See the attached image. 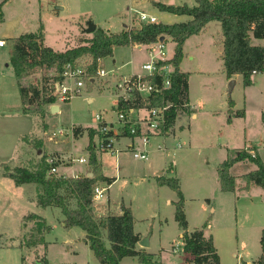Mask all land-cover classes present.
<instances>
[{"label":"rangeland","instance_id":"374dc122","mask_svg":"<svg viewBox=\"0 0 264 264\" xmlns=\"http://www.w3.org/2000/svg\"><path fill=\"white\" fill-rule=\"evenodd\" d=\"M151 1L168 5L183 3L189 7L195 6L194 0H7L3 6L7 26L4 32L11 34L15 26L20 24L30 32L37 31L35 33L37 34L39 26L42 25L44 45L56 52H64L92 37V33L86 32L88 22L109 31H118L126 23L128 26L138 27L137 21L132 18L134 15L132 8L154 16L158 23L175 21L169 13L166 14L172 20L166 19V15L163 16ZM2 28L5 30L4 26ZM210 28L212 30V27ZM218 30L220 33L221 30ZM0 37H4L3 31H0ZM216 39V30L213 29L201 44L198 37L192 38L187 44L194 55V61H186L185 64L193 67L197 63L204 72L191 80L194 109L189 107L177 117L180 121L178 123L182 122L185 127L182 134L184 139L178 140L171 136L162 144L163 139L171 134L170 129L167 135L159 134L165 137L151 138L149 142L150 150L155 149L148 153L149 160H153L155 156L158 163L164 159L162 157L164 153L159 149L167 148L166 154H170L167 161L171 163L176 160L177 164H172V167L177 165L176 169L183 171L184 175L181 176L183 187L192 197L195 195L196 185L203 186L202 182L192 178V172H205L211 176L212 163L219 155H223L224 159L234 157L248 143L254 145L258 143L257 147L263 148L264 157V74H258L254 83L249 86H244L240 79L229 90L228 85L233 79L227 83L225 81L226 75L216 48ZM165 45L168 58H172L174 44L166 39ZM12 46L6 43L4 50H0V61L7 57L6 54ZM148 59L144 46L141 49L115 47L113 55L102 59L97 67L104 68L105 71H115L117 76L127 77L131 70L142 73L141 65ZM90 64V56H83L77 61L78 66L84 68L89 66L91 72ZM56 75L54 69L30 71L23 75L21 83L24 86L33 84L40 87L43 81ZM13 80L11 77L8 81L12 87H8L9 84L3 86L0 80V264H41L44 260L46 264H98L88 246L67 250L64 242L66 228L60 223L62 214L53 208L42 210L38 207L35 200L37 191L35 194L34 190L36 185L15 186L4 172L7 174L17 167L35 171L39 168L42 158L58 159L59 154L55 152L61 151L71 158L65 157L56 161L55 166L74 163L72 169L66 170L67 175L73 173L74 169L85 167L77 160L87 155L89 137L84 134L75 139L72 129L74 125H82L86 129L95 128L94 115L103 112L106 121L116 122V96L113 85L118 79L112 77L97 79L93 86H85L81 95L71 99L69 103L58 102L60 107L58 113H52L51 109L40 103L23 107L22 110L17 85ZM4 92L7 98H4ZM89 99H92L91 102ZM230 100L233 107L228 105ZM229 109L234 110L233 114L237 109L243 110L244 118L230 116L232 121L228 122ZM192 112L197 113L195 120L190 119ZM187 124H190V130ZM56 129H63V132L57 133ZM176 136L180 138L181 134ZM50 137L53 138L52 141L48 140ZM139 143L135 141L138 146ZM38 151L41 152L38 154ZM98 156L102 160V167L107 168V175L115 177L114 154L99 153ZM122 160L126 165V171L110 189V200L114 203L124 202L136 213L139 221L136 227L145 232L150 239L148 254H151L153 259L149 264H189V255L183 251L181 231L174 219L173 208L165 206L160 210L156 208L153 210L155 217L152 216L153 211L146 208L150 202L153 205L157 203L153 185L156 179L151 178L155 174H151L152 169H147L149 160H136L129 150L124 153ZM244 164L250 169H256L253 163L246 161ZM245 171L242 165H237L233 173ZM210 182L207 181L209 191ZM107 196L105 192L104 198ZM95 206L96 215L101 217L100 220L109 215L108 211L101 210L100 203H96ZM196 206L193 204L188 211L192 223L197 221ZM32 213L42 216L51 226L45 235L46 245L43 244L41 248L27 245L30 236L36 234L39 225L36 219H27ZM75 230L73 231L75 233L82 232L79 229ZM236 232L240 234L246 230L237 231L235 227L216 230L218 245L216 249L222 264H235L231 253L236 242ZM103 235L107 245L106 230L103 231ZM120 264L140 263L137 258L126 257Z\"/></svg>","mask_w":264,"mask_h":264},{"label":"trees","instance_id":"16d2710c","mask_svg":"<svg viewBox=\"0 0 264 264\" xmlns=\"http://www.w3.org/2000/svg\"><path fill=\"white\" fill-rule=\"evenodd\" d=\"M196 5L189 7L183 5H165L153 2V6L160 12L174 15H186L191 20L178 24H142L138 27H125L119 33H109L101 28H96L88 41H82L77 47L67 49L64 52H55L50 47L44 46L42 25L39 33H24L13 40L10 55V64L14 69L18 80V90L23 107L35 103L50 105L54 101L46 95V87L49 78L42 85H22L23 75L35 70L54 69L57 75L52 79H61L63 67L74 63L83 56H90L91 72L97 69L98 59L111 57L115 47H130L136 44H149L160 38H168L175 43L174 54L170 60L174 71L171 78V87L162 95L151 99L150 105H162L169 101L172 106L166 111L165 128L168 132L175 124L180 112H186L189 108L188 74L180 71L179 66L183 59V44L193 35H198L209 22H218L222 36V61L227 79L240 75L244 86L251 85L253 74H264V0H195ZM0 3V23L3 20L2 6ZM253 40L262 41L263 44L255 45ZM144 102L135 100V106H142ZM187 104V105H186ZM233 107V102H228ZM229 118L243 117L244 111H236L233 114L229 109ZM74 137L82 134L83 130L73 127ZM89 143L87 145L88 164L92 176H76L66 178L64 176L48 175L49 167L42 158L39 168L31 171L17 167L6 177L12 179L16 186L34 184L37 186L36 202L41 208L54 206L60 209L66 229L78 227L85 232L84 241L93 252L100 264H120L126 257H136L140 264H149L153 256L144 250H137L140 237L133 230V217L130 209L122 207L123 214H109L100 220L92 204L93 189L98 183L110 185L114 179L102 174V166L97 161L96 152L91 147V140L95 131L87 129ZM254 153V154H253ZM241 161L253 163L255 170L244 174V189L250 186L260 187L264 190V164L252 147L242 149L234 157L222 162L218 168V178L222 192H234L237 188L236 180L230 175V168ZM158 186H167L177 196V201L172 205L175 208L174 219L181 231V240L184 253L189 255L190 264H220L219 255L214 245L212 235L205 234V228L210 217L201 228L188 231L186 216L184 213V197L180 190L176 177L158 176ZM27 219H36L39 222L36 234L30 236L29 247L45 245L44 234L50 228L45 220L32 213ZM106 229V245L102 238L101 230ZM261 255L254 264H264V229L260 235ZM41 264H46V260Z\"/></svg>","mask_w":264,"mask_h":264},{"label":"crops","instance_id":"0c3cea01","mask_svg":"<svg viewBox=\"0 0 264 264\" xmlns=\"http://www.w3.org/2000/svg\"><path fill=\"white\" fill-rule=\"evenodd\" d=\"M6 1L7 0H0V3H5ZM153 2H155V1H151V4ZM159 3H161V2H159ZM162 4H164V3H162ZM165 5H168V4H165ZM176 5H183V3L176 4ZM195 5H196V2H195ZM3 6H4V4H3ZM3 6H2L3 20L0 23V31H3L4 37H0V39L5 41V46L0 47L1 51H3L4 48L6 47V43H10L12 46L13 40L15 38L24 34L25 32L26 33L30 32V30L28 28H25L24 26L19 24V25L15 26L13 31H11V34L5 33L4 31L7 30V26H6V21L4 19ZM57 9L62 10L61 8H57ZM127 10H128V7H127ZM162 15L163 16L166 15V19L172 20V18H169L165 12H162ZM171 15L173 17V20H175V21H173L172 23H161V22L160 23L171 25V24H175V23L176 24L186 23V22L191 20V17L186 16V15H174V14H171ZM156 22L158 23V19H156ZM214 22L215 21L207 23L205 25V27L203 28V30L198 35H193V36L189 37L183 44V59L180 63L179 69L181 72L188 74L187 99H188V105L191 109H194V106H195L192 95H191V80L194 79V77H198L199 75L203 74L202 72H204V70L200 69L201 67L197 63L193 67H190L189 65L185 64L186 61H188V62L194 61V55L190 51L191 49H189V47H187L188 42L192 38L198 37L199 42L201 44L203 39H205L206 36L209 35V32L212 31L213 29H215L216 35H217V39H216L215 44H216V48L218 50L219 56L221 58L222 69H223L222 36H221V32L219 33V30H218V29H220V25L218 22H216L217 24H215ZM128 25L129 24H127V23L125 25H122V27L118 31H109V30H106L103 28H101V29H103L104 31L109 32V33H119L125 27H128ZM3 26L5 27L4 28L5 30H3V28H2ZM210 27H212V30ZM36 32H31V33H36ZM166 39L168 40V42L173 43L174 47H175L174 42H172L168 38H166ZM253 44L258 45V44H263V42L258 41V40H253ZM130 48H135V47L130 46ZM11 51H12V49H10V51L7 52V54H6L7 57L2 58L0 61V80H2L3 86H5V84H9L8 81L12 77L14 79L13 82L14 83L16 82L17 89H18V80L15 76L14 69L10 64ZM136 74H141V72L131 70L130 75H136ZM257 75L258 74H253V76L251 77L252 84L254 83V79L256 78ZM232 79L235 81L234 84H236L240 79L242 80V77L240 75H235L230 79H227V77H226L225 81L227 83L228 81H230ZM8 87H12L11 84H9ZM11 92L13 93V88L11 89ZM18 96L20 99L19 90H18ZM5 97L7 98L6 93L4 94V98ZM91 100L92 99H89L88 101L91 102ZM20 102H21V100H20ZM53 106L57 107L55 113H58L60 110V107L58 106V104L53 105ZM53 106H50V107L47 106L46 108L52 109ZM21 108L23 110L22 104H21ZM237 111H240V110L237 109ZM232 112H234V110H232ZM244 116H245V113H244L243 117H238V118H244ZM196 118H197V113L192 112L190 119L195 120ZM230 119H232V118H230ZM263 120H264V117H263ZM230 121H232V120H230ZM178 122H180V121L177 118L174 126L172 127V130H171L172 132L170 135H168L166 137L162 136V135H157V136L152 137V139H154L156 137H159V138L165 137L163 139L164 141H162V144L165 143V139H167L168 137H171V136H173L174 138H177L178 140L184 139V138H182V134L184 133V130H185L184 124H181L182 122L179 124ZM182 125H183V127L180 128V126H182ZM74 127L80 128L83 130L81 135H79L77 138L74 137L75 139H78V138L82 137L84 134H87V131H86L87 129L94 130L96 128V127L95 128L92 127V128L86 129L82 125H74ZM187 128H188V130H190V128H191L190 124L189 125L187 124ZM56 130H63V129H56ZM180 134H181V136H180V138H178L176 135L179 136ZM87 136H88V134H87ZM257 144L254 145V144L248 143L247 145L244 146V149L248 148V147L254 148L256 150L257 154L259 155L260 159L262 160L263 164H264V157L262 155V152H263L262 149L263 148H258ZM44 145H46L45 142H44ZM189 145H190V140H189ZM177 146H178V144H177ZM126 147L127 148L130 147V141L129 140H122V142L117 146V150H119V152L117 154H114V156H115V158H114L115 159V170H116L115 177H109L106 173L107 168L102 167L103 176L110 178V179H114V181L109 185V187L106 191L108 196L106 197V199L103 198L104 200L102 199L99 202L100 206H101L100 207L101 210L103 212L108 211L109 214H114V215L123 214L122 207L130 209L128 206L125 205L124 202H120V203L112 202L110 200V196H109L110 195V189L116 184L118 179L122 178V173H124V171H126V165H125L124 161L122 160V156L127 151ZM182 147L183 146L181 145V149H183ZM219 147H221V146H219ZM147 149H148L149 154L151 151L155 150V149L150 150L151 149L150 146H148ZM187 149H189V147ZM86 151H87V147H86ZM159 151H162V153H164V154H162V157H164V159L160 160V161H162L161 163H160V161L157 163L155 156H153V160L152 159L149 160V156H148V158L146 160V161L149 160L148 161L149 164H147V169H152L151 174L152 175L155 174L151 178L155 177V179H156L158 176H165V177H176L178 179L179 185H180V190H181L183 197H184V213H185L186 220H187L188 231H192L196 228H201L202 225L205 223V221L208 219V217H210V220L208 221L207 227L205 228L204 231H205L206 235H212L214 245L218 249V245H217V241H216V234H215L216 230H218V231L219 230H225L226 228H232V227H235L237 231L239 229H244V230H246L245 233L239 234L236 232V237H235L236 242H235V245L232 249L233 251L231 253V258L235 261V264H240V263L254 264V262H256L261 255L260 235H261V231L264 229V190L262 188L256 187V186H250L249 189H244L245 182L242 179V176L244 174H247V172L249 173V172L253 171V169H250L247 166H245L244 163H246V161H241V162L234 164L230 168L229 172H230V175L235 178L237 188L234 192H222L220 189V184H219L218 168L222 162L226 161L227 159H229L231 157H226V159H224L222 157L223 155L222 156L219 155V158L216 159V161L214 163H212L211 176L209 174H206L205 172H200V171L192 172V178H194V180H198L199 182L203 183V186H201L199 184L196 185L195 195L192 197L191 195H188L189 193L187 194V191L183 187V183H182V179H181V176L184 175L183 171L181 169H176L178 167L177 165L172 167V164H174V163L177 164L176 160H173V162H171V163L169 161H167V158H169V156H170V154H166L167 148H164L162 150L159 149ZM174 151H176V149ZM40 152L41 151H38V154ZM61 152H63V151H61ZM61 152H55V153L59 154V158H58L59 160L57 158L53 157L55 161H60L63 158L65 159V157H69L68 155H65V153H61ZM102 154H105V153H102ZM98 155H99V153H97V155H96L97 161L102 166V160H100ZM88 157H89V155H88V151H87V155L78 158V160L79 159H85L86 160V162H83V163L79 162L80 164H84L85 167H79L77 169H74L73 173H71L69 175L66 174V170L72 169L74 163L71 165H64V164L57 165L56 166L57 167V176H64L66 178H72V177H76V176H88L89 174H91V176H92L91 168L88 164ZM69 158H71V157H69ZM237 165H242L246 171L245 172H239L236 174L233 173V170L235 169V167ZM172 174L174 176H172ZM207 181H211L210 182L211 183V190L210 191L208 189L209 185L207 186ZM13 183H14V181H13ZM153 183H154L153 185H154V189H155L154 195H156L157 203H156V205H153L150 202L148 204V207H146V208H149L152 211L153 210L155 211L156 208L158 210H160L162 208V206H165V207L173 208V212H174L175 208L172 205V203L177 201L176 194L171 189H169L167 186H158L156 180ZM14 185H15V183H14ZM25 185H28V184H23V185H19V186L23 187ZM36 187L37 186L34 187L35 194L37 191ZM35 200H36V198H35ZM193 204L197 205L196 206L197 221L195 223L191 222L190 217L188 215V211H189V209H191ZM38 207H40V206L38 205ZM49 208H53V209L60 211L59 208L54 207V206H49V207H46L44 209L43 208H41V209L45 210V209H49ZM130 211H131V214L133 217V230H134V232L139 235L140 241L147 240L148 246H149L150 239H148V235L145 232L140 231V229H138L136 227V223L139 221L136 218V213L131 209H130ZM154 211L152 212L153 217L156 216ZM36 215H38V214H36ZM38 216L43 218L40 215H38ZM63 220H64V217L62 215V218L60 219V223H61L62 227H64L63 223H62ZM45 223L47 226H49L46 221H45ZM49 228L51 229V226H49ZM75 229H79L80 231H82L78 227H72L71 229H66V235L64 237V239H65L64 242L67 245V250H73V248L75 249V247H78V246H88V244L84 241V238L86 235L85 232L82 231L80 234L78 232L75 233V232H73V231H76ZM104 230H106V229L101 230L102 238L104 236L103 235ZM47 233L44 234V240H45V235ZM106 242H108V241H106ZM139 242L137 243L136 249L137 250H144L146 253H148V246L143 247L140 245ZM41 246H44V245H37L36 247L41 248ZM107 246H109V242L107 243ZM44 258H45V256H44ZM134 258H136V257H134ZM234 261H233V263H234ZM98 264H100V263L98 262ZM221 264H222V261H221Z\"/></svg>","mask_w":264,"mask_h":264},{"label":"built area","instance_id":"2783aa9c","mask_svg":"<svg viewBox=\"0 0 264 264\" xmlns=\"http://www.w3.org/2000/svg\"><path fill=\"white\" fill-rule=\"evenodd\" d=\"M138 25L156 24V18L143 11L131 9ZM132 21V19H131ZM135 27V26H128ZM166 39H159L149 44L133 45L137 49L143 46L148 54V61L141 65V74L130 75L127 77L117 76L114 71H105L104 68H98L95 72H90L88 67H81L74 63L66 64L63 67L61 79L54 80L49 78L46 95L53 99V103L47 106L68 103L71 99L80 96L85 86H93L97 79L112 77L118 79L113 85L116 96V122H108L104 118V112L95 114L94 120L96 128L95 134L91 140V147L96 153L117 154V144L122 140H129V150L134 159L146 161L148 158V146L150 139L159 134L167 135L163 131L165 128L166 111L172 106L169 101L162 105H150L151 99L162 95L165 90L171 87V78L174 71L171 58L166 53ZM5 46V41L0 39V47ZM102 59H98L97 65L101 64ZM151 98V99H150ZM144 102L142 106H135V100ZM187 105V104H186ZM57 133L63 130H57ZM54 132V136H55ZM53 136V137H54ZM52 141L53 138H48ZM135 141L140 142L139 146ZM138 144V143H137ZM54 158H47L45 162L49 166L48 175H56L57 167ZM80 163L86 162L85 159L77 160ZM109 185L98 183L93 189L92 204L96 210V203H99L107 191Z\"/></svg>","mask_w":264,"mask_h":264},{"label":"water","instance_id":"95a60500","mask_svg":"<svg viewBox=\"0 0 264 264\" xmlns=\"http://www.w3.org/2000/svg\"><path fill=\"white\" fill-rule=\"evenodd\" d=\"M95 29H96V26H95L94 24H92L91 22H88V23H87V29H86V32H87V33H93V32L95 31ZM25 33H26V32H25ZM164 39H165V38L162 37V38H160L159 40H160V41H163ZM234 83H235V82H234L233 80L230 81V83H229V85H228V89H229V90H231V88H232V86H233ZM56 109H57V107H56V106H53L52 109H51V111H52V112H55ZM88 177H91V174H89ZM139 243H140V245L143 246V247H147V246H148V242H147V240H142V241H140Z\"/></svg>","mask_w":264,"mask_h":264}]
</instances>
